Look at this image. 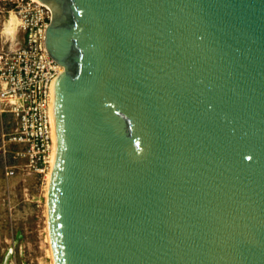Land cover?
Listing matches in <instances>:
<instances>
[{
	"label": "water",
	"instance_id": "water-1",
	"mask_svg": "<svg viewBox=\"0 0 264 264\" xmlns=\"http://www.w3.org/2000/svg\"><path fill=\"white\" fill-rule=\"evenodd\" d=\"M39 1L54 264H264V0Z\"/></svg>",
	"mask_w": 264,
	"mask_h": 264
},
{
	"label": "built area",
	"instance_id": "built-area-1",
	"mask_svg": "<svg viewBox=\"0 0 264 264\" xmlns=\"http://www.w3.org/2000/svg\"><path fill=\"white\" fill-rule=\"evenodd\" d=\"M10 1L20 21V44L0 46V112L11 119L0 139V156L7 177L21 165L29 175L45 178L55 143L53 88L63 70L46 46L52 12L33 0ZM9 156L19 165L8 164Z\"/></svg>",
	"mask_w": 264,
	"mask_h": 264
},
{
	"label": "rangeland",
	"instance_id": "rangeland-1",
	"mask_svg": "<svg viewBox=\"0 0 264 264\" xmlns=\"http://www.w3.org/2000/svg\"><path fill=\"white\" fill-rule=\"evenodd\" d=\"M11 13V1L0 0V46L17 48L18 35L11 40L2 34ZM10 128V117L0 112V139ZM8 164L19 165L11 156ZM45 188V178L29 175L21 165L15 176L7 177L0 156V264H52L47 242Z\"/></svg>",
	"mask_w": 264,
	"mask_h": 264
},
{
	"label": "bare ground",
	"instance_id": "bare-ground-1",
	"mask_svg": "<svg viewBox=\"0 0 264 264\" xmlns=\"http://www.w3.org/2000/svg\"><path fill=\"white\" fill-rule=\"evenodd\" d=\"M34 2H40L42 3L41 1L39 0H33ZM20 21L19 19L17 18V16L12 12L10 14V18L6 21L5 23V26H4V29H3V32L2 34L4 36H6L7 38L11 39V40H14L15 39V36H16V33H17V29H18V25H19ZM54 154H55V143H54V150H53V153H52V158H51V163H50V168H49V171L48 173L46 174V188H45V196H46V205H45V212H46V229H47V242L49 243V249H48V252H49V255L51 257V260H52V264H54V261H53V256H52V250H51V245H50V239H49V233H48V218H47V203H48V186H49V179H50V175H51V170H52V165H53V160H54Z\"/></svg>",
	"mask_w": 264,
	"mask_h": 264
}]
</instances>
